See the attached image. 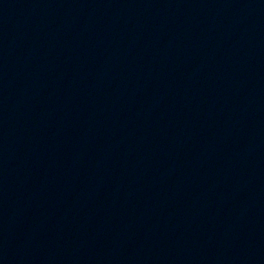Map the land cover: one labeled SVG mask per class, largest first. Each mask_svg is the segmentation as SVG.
I'll list each match as a JSON object with an SVG mask.
<instances>
[{"label":"water","instance_id":"obj_1","mask_svg":"<svg viewBox=\"0 0 264 264\" xmlns=\"http://www.w3.org/2000/svg\"><path fill=\"white\" fill-rule=\"evenodd\" d=\"M0 264H264V0H0Z\"/></svg>","mask_w":264,"mask_h":264}]
</instances>
